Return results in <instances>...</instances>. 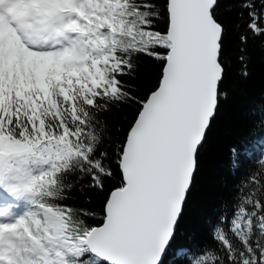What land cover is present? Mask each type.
I'll return each mask as SVG.
<instances>
[{"label":"snow or ice","instance_id":"1","mask_svg":"<svg viewBox=\"0 0 264 264\" xmlns=\"http://www.w3.org/2000/svg\"><path fill=\"white\" fill-rule=\"evenodd\" d=\"M264 42V0H0V264H264V137L231 149L245 171L212 242L176 244L198 151ZM158 63L143 94L137 61ZM132 109L123 138L104 117ZM257 128H264V110ZM115 181L111 188L108 183ZM87 189L97 212L68 201Z\"/></svg>","mask_w":264,"mask_h":264},{"label":"trees","instance_id":"2","mask_svg":"<svg viewBox=\"0 0 264 264\" xmlns=\"http://www.w3.org/2000/svg\"><path fill=\"white\" fill-rule=\"evenodd\" d=\"M219 11L229 28L226 43L231 66L225 82L228 95L226 99L220 100L218 112L198 151V168L176 239L179 246L211 243L213 225L220 209L232 202L245 171L249 168L258 171L260 167L258 162L249 164L241 155L238 158L240 167L234 169L231 149L235 147L242 151L245 144L251 145L253 141L264 137V128H257L264 110V42H250L249 75L241 77L239 63L235 60L239 9L234 6L229 8V4L225 3ZM137 65V71L129 82L139 94H143L157 82L159 67L156 61L146 57L139 59ZM132 112V109L122 107L113 109L104 117L111 126L109 134L113 138H123V130L116 129L127 128V120L131 119ZM114 183L109 182L108 188ZM102 200L101 194L85 189L84 192H73L68 202L77 207H91L99 212ZM177 264H183V260L178 259Z\"/></svg>","mask_w":264,"mask_h":264}]
</instances>
